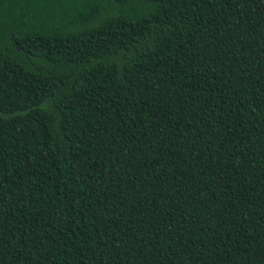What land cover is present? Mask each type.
Listing matches in <instances>:
<instances>
[{
  "label": "trees",
  "instance_id": "trees-1",
  "mask_svg": "<svg viewBox=\"0 0 264 264\" xmlns=\"http://www.w3.org/2000/svg\"><path fill=\"white\" fill-rule=\"evenodd\" d=\"M0 264H264V0H0Z\"/></svg>",
  "mask_w": 264,
  "mask_h": 264
}]
</instances>
